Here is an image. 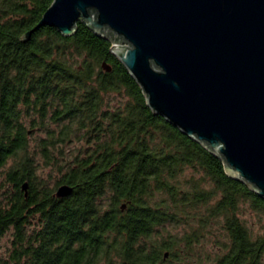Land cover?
<instances>
[{
	"label": "trees",
	"instance_id": "trees-1",
	"mask_svg": "<svg viewBox=\"0 0 264 264\" xmlns=\"http://www.w3.org/2000/svg\"><path fill=\"white\" fill-rule=\"evenodd\" d=\"M52 1L0 0V237L12 232L0 264H196L214 225L226 239L212 264H264V233L241 216H264V198L152 111L109 39L81 21L71 36L44 25L23 39ZM37 155L59 167L54 186ZM62 184L73 190L59 197Z\"/></svg>",
	"mask_w": 264,
	"mask_h": 264
},
{
	"label": "water",
	"instance_id": "water-1",
	"mask_svg": "<svg viewBox=\"0 0 264 264\" xmlns=\"http://www.w3.org/2000/svg\"><path fill=\"white\" fill-rule=\"evenodd\" d=\"M79 21L111 41L155 114L264 198V0H53L23 39L44 25L71 36Z\"/></svg>",
	"mask_w": 264,
	"mask_h": 264
},
{
	"label": "rangeland",
	"instance_id": "rangeland-1",
	"mask_svg": "<svg viewBox=\"0 0 264 264\" xmlns=\"http://www.w3.org/2000/svg\"><path fill=\"white\" fill-rule=\"evenodd\" d=\"M123 101L119 95H113L111 104H118L119 102ZM34 132V131H33ZM45 136V132L43 129L36 130L31 135V148H35L37 146L39 137ZM87 144L85 141L82 142H74L70 144L63 145L64 152L68 154L69 152H73L79 148L85 147ZM39 149V147H37ZM36 148V149H37ZM35 149V150H36ZM39 158V168H38V175L43 180H45L49 186H54L58 178H60L59 167L53 168L52 166H48L44 164V162L40 159V156L37 155ZM4 185V174L3 169H0V191L3 189ZM242 218L246 221L247 225L249 226L252 234L254 237L262 235L264 233V216L259 212H256L250 208H243L242 211ZM183 228L179 227L177 230L174 229V232L178 231V233L183 234ZM224 231L218 225H214L209 227L200 237L199 243L197 242L198 246L195 247L193 252V261L196 264H212L213 258L223 251L222 241L226 239L224 235ZM12 232L9 231L4 236L0 237V258L7 257L9 250L12 246ZM224 245V244H223ZM263 262H264V255H263Z\"/></svg>",
	"mask_w": 264,
	"mask_h": 264
}]
</instances>
